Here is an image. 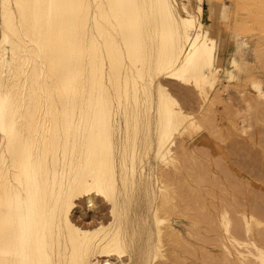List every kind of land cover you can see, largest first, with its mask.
<instances>
[{"label":"bare ground","instance_id":"bare-ground-1","mask_svg":"<svg viewBox=\"0 0 264 264\" xmlns=\"http://www.w3.org/2000/svg\"><path fill=\"white\" fill-rule=\"evenodd\" d=\"M230 1L0 0V264H264V208L198 152L264 124V0Z\"/></svg>","mask_w":264,"mask_h":264},{"label":"rangeland","instance_id":"rangeland-1","mask_svg":"<svg viewBox=\"0 0 264 264\" xmlns=\"http://www.w3.org/2000/svg\"><path fill=\"white\" fill-rule=\"evenodd\" d=\"M226 1V3H229L230 4V0H225ZM232 48V47H231ZM246 58H247V62H248V65H249V67L251 68L250 70L252 71V73L253 74H258L260 77H262L263 79H264V68H262L261 67V64H260V62L258 61V59L256 58V56H255V54L253 53V52H248L247 53V55H246ZM258 68V69H257ZM252 75V74H251ZM250 75V76H251ZM246 87H247V90L248 91H245V93H244V95L245 96H247L248 95V93L249 94H251V92H250V89H249V87H248V85H246ZM238 91L236 90V88H234V90H232L231 89V95L230 96H228L227 97V99H228V102H230L231 103V105L228 107L229 109H227V111H232V110H230V108L231 109H235V110H237V109H241V111L242 112H245V109L247 110V107L245 108V104H243V102H242V100H243V96H238ZM195 98V100H193V102L190 104V105H192L193 104V106H196V104H195V101H197V97H196V95L194 96ZM242 100H241V99ZM239 100V101H238ZM232 101V102H231ZM242 102V103H241ZM240 103V104H239ZM195 104V105H194ZM241 106V107H239V105ZM221 105H223V104H219L218 105V114H220V115H229V117H227V119H231V118H233V117H235V116H232V115H234V111H232L231 113L230 112H228L229 114H227V112L224 110V109H226L227 108V106L224 108V106H221ZM231 106H233V107H231ZM242 106H244V108L245 109H243V107ZM223 111H225V112H223ZM222 112H223V114H222ZM234 112V113H233ZM219 115V116H220ZM224 116V118H222L221 119V121H220V123H221V125H222V128H224L225 129V131H226V129H227V122L229 121V120H226V117ZM221 118V117H220ZM225 121H226V123H225ZM259 125V126H258ZM260 125H261V123L260 124H257L256 126L257 127H260ZM264 124H262L261 125V129L260 128H257V129H259V132H260V130H262V127H263V129H264V126H263ZM256 126H254V127H252L253 129H252V132L254 133H252L253 135H255L256 133H257V135H258V138H259V135H264L263 133H264V131L263 132H255V130L256 131H258L257 129H256ZM255 129V130H254ZM254 130V131H253ZM228 131V130H227ZM226 131V132H227ZM208 131H203L202 132V134L200 133V135H199V141H200V143L198 144V146H200L201 148V151H198V152H202V150L204 149V151L206 152L207 150H209L208 151V153H210V155L208 154V156L210 157V159H212L213 161L212 162H217V163H219L221 166H222V164H223V168L224 169H228V173L230 174L231 173V175H230V178L232 179L231 181L232 182H235V183H239L240 185H242V194L241 193H239V195L242 197V199L247 203V204H250V203H248V201L249 202H251L252 201V203L250 204V205H252V204H257V205H259L261 208L263 207L264 208V199H262V198H264V137H262V136H260V138H261V140H259L258 138H254V136L251 134V137L249 136V137H247V138H249L248 140H245L246 139V136H235V134L233 135V134H231V136L233 135L234 137H235V139H234V137L232 138L231 136H230V138H222V139H220L221 137L220 136H216L215 135V137H214V134L212 135V133H210V132H208ZM259 133V134H258ZM201 136V137H200ZM238 138V139H237ZM245 138V139H244ZM254 138V139H253ZM236 140H237V142L238 143H236ZM238 140H240V141H238ZM244 141V144H245V142L246 141H248V144H247V146L246 145H244V144H241V148H239L240 150H235V149H238V147H240V145H239V142H242L243 143V141ZM221 141V142H220ZM257 141V142H256ZM259 141V142H258ZM201 143H203L202 144V146H201ZM230 144H231V147H230ZM258 144V145H257ZM262 144V145H261ZM250 146V147H249ZM202 147H203V149H202ZM210 147V148H209ZM229 147H230V149L231 150H229ZM199 147H197L196 146V149L197 150H200V149H198ZM206 148V149H205ZM235 148V149H234ZM252 150L251 152H255V155L252 153V156H251V152H249L250 151V149ZM253 148H255L254 150H253ZM249 149V150H248ZM212 152V154H211V152ZM237 151V152H236ZM245 153H244V152ZM232 152V153H231ZM235 152V153H234ZM248 152H249V154H250V156L248 155ZM199 153V154H200ZM203 153V152H202ZM201 153V154H202ZM207 153V152H206ZM205 153V154H206ZM234 153V154H233ZM237 153V154H236ZM205 154H202V155H205ZM233 154V155H232ZM242 154V155H241ZM212 155V156H211ZM215 155V156H214ZM253 155H254V157H253ZM259 155V156H258ZM212 157V158H211ZM216 157V158H215ZM228 157V158H227ZM262 157H263V159H262ZM214 158V159H213ZM261 158V159H260ZM255 159V160H254ZM257 159V160H256ZM216 160V161H215ZM221 160V161H220ZM263 160V161H262ZM255 163H254V162ZM240 162V163H239ZM257 163H258V165H257ZM224 164H225V167H224ZM253 165V166H252ZM256 165V166H255ZM262 165V166H261ZM260 166H261V168H260ZM242 168V169H241ZM255 168V169H254ZM259 169V170H257V169ZM255 172H254V171ZM261 170V171H260ZM262 170H263V172H262ZM250 171V172H249ZM246 172H248V173H246ZM223 173H225V172H223ZM257 175H256V174ZM261 174V175H260ZM220 175L221 176H223V174H222V172H220ZM260 176V177H259ZM224 177V176H223ZM223 179V178H222ZM247 179V180H246ZM258 179H259V181H258ZM263 179V180H262ZM225 180V179H224ZM235 180V181H234ZM230 180H229V182H231ZM225 182L226 183H228V179H227V181L225 180ZM246 182V183H245ZM243 183V184H242ZM249 184V185H248ZM250 186L249 188H247L248 186ZM250 189V190H249ZM252 189V190H251ZM244 190V191H243ZM255 190H258V191H256V192H258L257 194L258 195H256V192H255ZM250 191V192H249ZM254 191V192H253ZM247 192V193H246ZM251 192L253 193V194H251ZM249 195V196H248ZM246 196H248V197H246ZM244 197H245V199H244ZM254 198V199H253ZM248 200V201H247ZM251 200V201H250ZM255 201V203H254V201ZM263 201V202H262ZM262 205V206H261ZM88 206V204H86V202L85 201H81V202H79V204H78V207L75 209V211H74V213H73V215H74V217L76 218V219H78L79 221H81V222H85V223H89V222H91V221H94L96 218H98V217H107V215H108V206H107V204L105 203V202H103V201H101V200H97V203H96V205H95V208L92 210L91 208H89V207H87ZM199 260V261H198ZM196 264H201V260L200 259H196Z\"/></svg>","mask_w":264,"mask_h":264}]
</instances>
